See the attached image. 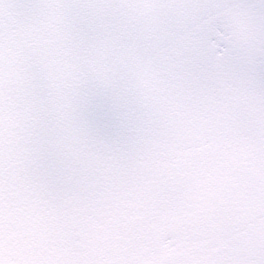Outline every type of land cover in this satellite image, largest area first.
Listing matches in <instances>:
<instances>
[{
  "label": "snow or ice",
  "instance_id": "1",
  "mask_svg": "<svg viewBox=\"0 0 264 264\" xmlns=\"http://www.w3.org/2000/svg\"><path fill=\"white\" fill-rule=\"evenodd\" d=\"M0 264H264V0H0Z\"/></svg>",
  "mask_w": 264,
  "mask_h": 264
}]
</instances>
